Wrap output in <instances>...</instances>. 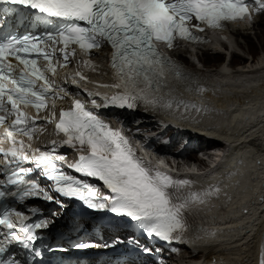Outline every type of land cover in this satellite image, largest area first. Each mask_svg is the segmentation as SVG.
Returning a JSON list of instances; mask_svg holds the SVG:
<instances>
[{
	"label": "snow or ice",
	"instance_id": "6c2138e0",
	"mask_svg": "<svg viewBox=\"0 0 264 264\" xmlns=\"http://www.w3.org/2000/svg\"><path fill=\"white\" fill-rule=\"evenodd\" d=\"M257 13L264 12V0H252ZM10 4L35 10L33 15L52 26L40 36L31 33L0 29V186L18 187L17 195L23 202L28 197H42L59 204L58 197H76L90 208H108L113 213L137 221L149 238L165 242L179 241L189 229L185 210L193 202H203V196L211 192L191 191L192 181L176 179L167 172L137 157L122 133L102 120L96 110L115 106L134 109L139 103L146 108L172 109L183 105L173 99L172 81L187 79L182 66L157 47L163 42L172 48L177 37L201 43L205 38L193 31L189 23L196 20L212 28L225 26L227 21L252 18L249 0H0V5ZM10 9L9 11H13ZM198 32L203 28L195 26ZM112 48L111 68L114 82L102 87L117 91L105 96L104 101L93 98L89 103L73 101L71 109H61L56 123L57 132H63L64 144L79 147V159L67 168L84 177L96 178L110 190L111 195L100 197L96 189L85 180L64 171L65 157L56 155V142L49 150L32 149L21 137L32 139L37 120L50 118L28 117L26 109L34 107L39 113L48 106L49 97L63 98V89L49 76L55 75L57 55L62 57L59 66L66 67L76 48L85 54L103 44ZM56 45H62L57 49ZM70 49V50H69ZM16 63L14 64L12 59ZM47 63L39 64L40 60ZM84 64L95 70L90 60ZM86 80L82 72L72 75L71 82ZM87 91V90H85ZM99 96V93H88ZM55 108V103L51 105ZM192 107L195 108V105ZM56 113H52V119ZM13 117L10 121L9 118ZM7 141V147H5ZM29 150L32 155H29ZM30 161L34 167H24ZM39 170L52 185L45 189L27 180L28 174ZM219 191V189H214ZM56 193L58 195H53ZM6 193L0 191V197ZM103 201V202H101ZM33 214L38 209H31ZM13 215L19 225L13 222ZM29 218L23 212L12 209L0 215V226L8 229L0 241V253L4 243L15 241L24 249H32L39 237L35 230L46 228L48 221L25 223ZM19 227L18 235L16 232ZM77 248L94 245L78 243ZM150 252L149 248H143ZM41 253L35 252L36 256ZM0 264H21L18 259L0 260ZM260 264H264V252Z\"/></svg>",
	"mask_w": 264,
	"mask_h": 264
},
{
	"label": "bare ground",
	"instance_id": "6f19581e",
	"mask_svg": "<svg viewBox=\"0 0 264 264\" xmlns=\"http://www.w3.org/2000/svg\"><path fill=\"white\" fill-rule=\"evenodd\" d=\"M264 19V13L260 14L256 23L250 28H233L226 37H216L210 41L205 49L190 52V57L196 55L205 69H195L197 83L194 86V98L198 102L212 104L216 107L229 109L233 106L247 107L250 105V111L246 113H235L234 119L240 124L231 131L230 141L248 142L250 150L254 153L249 159L253 180L245 190V194H252L257 190H263L264 195V55L260 57H247L245 54L235 49L231 50V58L228 62L220 61L222 59L221 48L226 49L229 46V40L234 39V44L241 47L243 43L256 33V27ZM255 31V32H254ZM264 31V29H262ZM262 35V34H261ZM260 33L258 38H261ZM264 36V34L262 35ZM244 39V42L241 41ZM176 55L186 61L188 57L183 52L177 51ZM102 69V68H101ZM251 101L246 104V101ZM232 102V106L228 104ZM242 118L239 120V118ZM243 124V125H241ZM236 129V130H235ZM232 141L230 144H232ZM202 164H206L205 159H200ZM232 194L228 199L232 201ZM222 209L213 214H200L205 221L226 220L232 215L230 208L232 202H222ZM229 203V204H228ZM230 206V207H229ZM264 204L253 206L245 205L241 210L248 209L254 214L248 215V221L254 220L258 224L259 219L255 216L262 209ZM249 228L253 229L251 226ZM233 239L227 244L216 245L210 248V253L216 257H222L227 264H257L261 256L256 257V236L248 233L243 237Z\"/></svg>",
	"mask_w": 264,
	"mask_h": 264
},
{
	"label": "rangeland",
	"instance_id": "374dc122",
	"mask_svg": "<svg viewBox=\"0 0 264 264\" xmlns=\"http://www.w3.org/2000/svg\"><path fill=\"white\" fill-rule=\"evenodd\" d=\"M262 29H264V19L262 20L260 25L256 27V33L252 34V36L246 41V43H243L241 47H238L236 44H234V39H232L229 47L245 54L247 57H260L264 55V36H262L264 34V31H262ZM259 33L260 35L262 34L261 38H258ZM241 41L244 42V39H241ZM197 50L201 51V49ZM100 58L103 59V56L101 55ZM220 61L227 62L228 57L225 54H222V59Z\"/></svg>",
	"mask_w": 264,
	"mask_h": 264
}]
</instances>
